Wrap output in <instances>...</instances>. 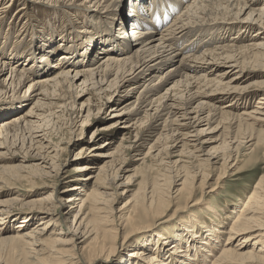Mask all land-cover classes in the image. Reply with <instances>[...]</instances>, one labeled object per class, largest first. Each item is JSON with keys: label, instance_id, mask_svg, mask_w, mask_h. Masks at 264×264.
<instances>
[{"label": "bare ground", "instance_id": "6f19581e", "mask_svg": "<svg viewBox=\"0 0 264 264\" xmlns=\"http://www.w3.org/2000/svg\"><path fill=\"white\" fill-rule=\"evenodd\" d=\"M41 1L61 11L63 24L33 33L25 10ZM127 1L128 21L121 0H18L13 29L4 35L16 0H0V95L27 85L28 96L0 108V163H10L0 165V264H103L118 243L133 248L127 264H264L262 175L226 229H218L223 223L212 208L209 224L165 229L239 180L243 157L264 156V0ZM249 77L259 80L239 86ZM106 110L116 120L102 132L124 125L118 146L94 155L105 161L99 166L82 163L80 148L76 167L62 176V154ZM64 116L70 137L62 143L55 130ZM98 131L88 142L100 138ZM146 144L137 161L151 162L117 184L123 167L117 158ZM111 146L108 139L97 148ZM85 181L96 189L86 190ZM112 185L121 195L136 188L118 209L110 207ZM25 186L50 191L19 207L26 210L19 218L12 210L18 195L12 196ZM6 221L18 223L12 234ZM158 231L166 238L158 236L154 252L140 247L137 240ZM169 241L165 253L156 252Z\"/></svg>", "mask_w": 264, "mask_h": 264}, {"label": "rangeland", "instance_id": "374dc122", "mask_svg": "<svg viewBox=\"0 0 264 264\" xmlns=\"http://www.w3.org/2000/svg\"><path fill=\"white\" fill-rule=\"evenodd\" d=\"M18 0H16V4L15 6L10 10V12L6 15L3 25H2V29H3V34L5 35L7 32H11V30L13 29V24L11 23L10 27H8L9 24V20L10 18L14 17L13 13L16 11L17 6H18ZM122 3V14H123V18L125 21H128L130 18L127 14H128V8L131 6V4L129 3V1L127 0H121ZM20 5V4H19ZM27 15H30V22H29V28L33 29V33L34 30H43L44 28L47 27V25H52V24H57V25H62L63 24V19H62V14L61 11H56V9H54L50 4L48 3H44V2H40L39 4L33 5L31 10H25ZM62 16V17H61ZM14 23V22H13ZM56 25V28H57ZM20 25L19 22L16 23V27L15 29H19ZM116 28V27H115ZM16 30V31H17ZM113 34L116 36L117 35V31H113ZM264 33V30H263ZM234 34V33H233ZM247 36L251 35L252 33H246ZM60 54H62V52H57L56 56H59ZM53 61L54 58L52 59ZM48 65H52V62H50ZM50 67V66H49ZM166 70V69H165ZM163 70L161 72V74L164 73ZM256 73V72H255ZM261 74H263V78H264V73L262 72ZM7 75V74H5ZM257 80H259L256 77H249L246 78L243 82H240L239 86H248L249 84H254ZM80 82H77L76 84H78ZM169 84H164L162 89H165L166 87H168ZM27 88V85L25 87H21L20 89H17L16 92L9 93L6 95H0V98L2 100H0V103L3 105H0V108L4 107L7 102H11L14 101L15 99L22 101L25 99H28V96L24 97L23 93L25 91V89ZM12 94V95H11ZM31 94V91L28 92V95ZM35 93L31 94V95H35ZM88 96H85L83 99L79 100L77 102V108L80 107L81 103L87 98ZM4 98V99H3ZM35 101V99L31 100V103H33ZM240 103L237 104V106ZM30 106V104L28 105V107ZM242 107H240L241 109ZM238 112V110H237ZM3 115V112H0V116ZM4 119H7V116L4 117ZM66 116H64V118H62L60 121L61 123L58 124L57 129L55 130L56 134H57V141L62 140V143H65L68 139V137H70L68 134H70L69 132H67L66 130L68 129L67 126H65L66 123ZM116 119L112 118V114H110L107 110L106 111H102L100 114V119L95 120L92 119L90 120L87 126L84 127L82 133H83V139L82 141L79 142H75L74 144L71 143L68 148H67V154H62L61 156V163L64 165L62 172L60 173L62 176H65L66 174H71L72 171L74 170V168L76 167V161H78V158H76V153L79 151L80 148L84 147V154L87 153L88 148H91L92 146H94L95 150L91 151L90 154L85 155L83 154V159L84 162L82 163H86V162H95L97 163L96 166L102 165L105 163L104 159L98 157V156H94L95 154L99 153V152H111L113 151L119 144V141L121 139V134L123 131V124H118L117 126H114L113 128L106 130V131H101V128H104L105 126H108L112 123H114ZM62 123H64V126H62ZM80 125V124H79ZM256 129H260V127H257ZM76 130V128L74 129ZM80 130V128L78 129ZM100 130V131H98ZM98 131V135H100V138L92 143V142H88L89 139L92 136L93 132ZM20 134H18L19 137ZM218 135L217 134H211V136H213V140L216 139L215 137ZM108 139H112V146L110 148H106L105 149H98L97 147L100 146L103 142L107 141ZM153 141V140H152ZM151 141V142H152ZM149 142V143H151ZM19 143V140H17V144ZM148 143V144H149ZM128 143H126L125 145H127ZM148 144L143 145V147L141 149H139V152L137 151H127L125 150L124 153L117 158V160H120L123 163V167L122 172L119 173L120 176V180H118V183H122L125 182V180H127L130 177H136V175H138V173H141L144 168L147 166V164H149L151 162L150 158H146L144 159L145 163L141 164V162L137 159H141L143 158V155L147 152V148H148ZM61 146H65V145H61ZM97 149V150H96ZM123 158V160H122ZM80 160V159H79ZM10 163H0V165H4L7 166ZM240 166H245L246 168L243 169V173L239 176V180H233L232 181H228L227 184L221 188L219 190L218 193L214 194L212 197H210L208 199V201L205 200L202 201L201 207L197 208L194 211H191L192 214H189V212H186V215H184L182 218L180 219H176L174 217L173 222L171 225L167 226L166 231L174 234V233H180L182 231V225H186V224H190L193 223L194 220H201L204 221L205 223L209 224L210 222V215L211 212L209 211V209L212 208L213 211H215L216 217H220L219 219L222 221V227L218 228V229H226L229 225V220L233 218V213H235L236 211H240L243 203L246 201L247 197L252 193V191L254 190V186L257 183V179L258 176H264V156L263 154L257 153L255 155H248L242 158V161L239 164ZM260 169L258 172H255L254 169ZM137 170V171H135ZM88 172H85L84 174H82V178H85L87 176ZM85 175V176H84ZM94 175H96V172L94 173ZM135 179V178H134ZM215 179V177H213L212 180H210L209 182H212ZM62 181V180H61ZM131 181H133V178H131ZM24 183V182H23ZM23 183H21L23 185ZM60 183V182H59ZM84 184V182H82ZM86 184L85 185V189L88 191L94 190L96 189V187L92 184V183H88L85 181ZM102 185V184H101ZM62 189H68L71 187V184L62 185ZM67 186V187H66ZM61 189V190H62ZM111 190H113V192H116V195L114 196V200L113 202L109 205L110 207H112L113 209H118L120 206H122V204L124 202H126L129 198L130 195L135 191V187L131 188V193L129 194H123L121 195V193L123 192V190L120 189H115V186L112 185L110 187ZM50 190H43L40 186H35L33 188L30 187H26L25 189H21L20 191H17L18 193H16L15 195L12 196L13 197H17L18 195V203L13 204L15 206H13L12 210L14 211V214L19 213L18 217L20 218L22 215V212H25L26 210L24 208H19V207H27V203L40 199L42 198L46 193H48ZM5 190H0V201L4 199V196L2 197L1 193H4ZM112 192V191H109ZM70 191L65 192L63 195V197H61L62 199L67 198L70 195ZM199 197V196H198ZM197 197V198H198ZM3 198V199H2ZM190 212V213H191ZM172 213V212H171ZM170 213V214H171ZM169 214V215H170ZM212 220L214 218H211ZM33 221H31L29 225V227L32 225H35V219H32ZM72 216L68 218L67 220V227L71 226L72 223ZM215 221V220H213ZM18 222V221H17ZM225 223V226H224ZM20 224V223H19ZM18 225V223H14V221H6L4 227L5 229L7 228L8 231L11 230H15V227ZM31 226V227H32ZM12 234V231L9 232ZM184 233V232H183ZM8 234V233H6ZM9 234V235H11ZM146 234L150 235L147 236V238L145 239H141V240H137V242L140 244V247L143 248H149L150 250H152L154 247V242L156 240H158V236L161 235L164 237V239L166 238V236L163 235V231H158V232H151V234H149V232H147ZM149 239L152 240V244H149V246H147ZM163 241V240H162ZM161 243V242H159ZM170 241L167 242L166 244H164V246H160V244H158L157 248H159V250L156 249V252L158 251L159 253H165L166 249H168V247L170 246ZM120 244L118 243L116 248L114 249V251L108 256V260L106 261V263L103 264H127L126 263V259L128 260V253L133 249H125L123 250L122 248H120ZM119 247V248H118ZM152 252H154L152 250ZM157 252V253H158ZM124 260V261H123ZM204 264H208V263H204Z\"/></svg>", "mask_w": 264, "mask_h": 264}, {"label": "trees", "instance_id": "16d2710c", "mask_svg": "<svg viewBox=\"0 0 264 264\" xmlns=\"http://www.w3.org/2000/svg\"><path fill=\"white\" fill-rule=\"evenodd\" d=\"M128 15V14H127Z\"/></svg>", "mask_w": 264, "mask_h": 264}]
</instances>
